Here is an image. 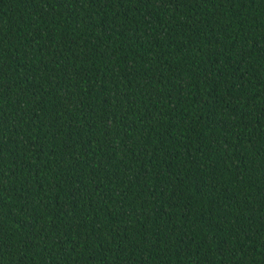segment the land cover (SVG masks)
<instances>
[{
  "label": "trees",
  "instance_id": "obj_1",
  "mask_svg": "<svg viewBox=\"0 0 264 264\" xmlns=\"http://www.w3.org/2000/svg\"><path fill=\"white\" fill-rule=\"evenodd\" d=\"M0 264H264V0H0Z\"/></svg>",
  "mask_w": 264,
  "mask_h": 264
}]
</instances>
